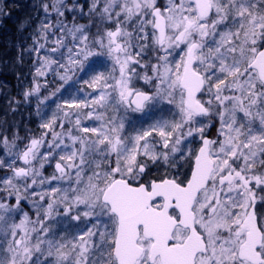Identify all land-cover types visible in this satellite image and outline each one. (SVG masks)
<instances>
[{
  "label": "snow or ice",
  "instance_id": "obj_1",
  "mask_svg": "<svg viewBox=\"0 0 264 264\" xmlns=\"http://www.w3.org/2000/svg\"><path fill=\"white\" fill-rule=\"evenodd\" d=\"M13 11L0 264H264V0Z\"/></svg>",
  "mask_w": 264,
  "mask_h": 264
},
{
  "label": "trees",
  "instance_id": "obj_2",
  "mask_svg": "<svg viewBox=\"0 0 264 264\" xmlns=\"http://www.w3.org/2000/svg\"><path fill=\"white\" fill-rule=\"evenodd\" d=\"M20 15L21 13L19 11H13L10 18L2 21L5 24V32L2 31V34L0 33V58H11L15 54V50L11 47L10 41L14 38V24L16 23V18ZM24 70L27 71V66H25ZM0 79L7 81L12 87L17 83L9 71H4L0 74ZM4 103V100L0 98V108H3ZM26 114L27 113H25V115ZM25 123L29 128L36 130L39 120L33 116L31 121H25Z\"/></svg>",
  "mask_w": 264,
  "mask_h": 264
},
{
  "label": "rangeland",
  "instance_id": "obj_3",
  "mask_svg": "<svg viewBox=\"0 0 264 264\" xmlns=\"http://www.w3.org/2000/svg\"><path fill=\"white\" fill-rule=\"evenodd\" d=\"M20 2L21 3H25L26 2V0H20ZM5 24L3 23V22H0V33L2 34V31H4L5 32ZM5 35H6V33H5ZM9 35V34H8ZM8 86H9V89L10 90H12V91H14L13 89H14V87H12L11 85H9L8 84ZM50 171V170H49Z\"/></svg>",
  "mask_w": 264,
  "mask_h": 264
}]
</instances>
